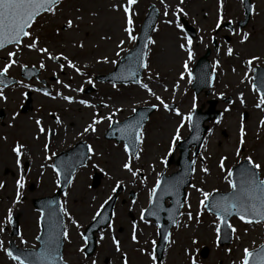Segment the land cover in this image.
Segmentation results:
<instances>
[{"label":"rangeland","instance_id":"obj_1","mask_svg":"<svg viewBox=\"0 0 264 264\" xmlns=\"http://www.w3.org/2000/svg\"><path fill=\"white\" fill-rule=\"evenodd\" d=\"M124 3L126 0H61L55 14L46 13L40 16L29 30L32 33L31 38L38 40V48H47V53H40L38 48L33 50L20 46L19 50L10 47L0 54L1 65L9 59L8 53L15 51L16 57L12 59L15 63L11 65L7 74L18 79L21 66L25 64L37 66L43 63L50 74L62 82L58 84L51 81L50 87L61 96L71 95L74 99V102L69 104L61 97L45 98L33 89L32 110L21 114L19 107L24 100V92L29 88L24 87V83L20 81L19 84L3 90L6 99H0V109H3L5 114L4 126H0V184L3 185L0 187V228L4 231L0 232V264H17L5 251L10 241L24 248L37 246L35 236L39 213L33 208L31 199L52 195L57 178L49 166L50 161L46 155L56 154L69 147L70 143L78 141L84 127H87L94 118L105 119L95 125V132H90L91 134L87 136L93 146L90 162L88 161V166L78 169L61 198L62 208L68 213V216L64 215L68 239H64L63 259L77 264H93V261L95 264H124L121 257L123 253L127 264H153L155 255L152 243L157 240L155 225L140 223L141 227L135 229L137 240L133 242L130 219L136 217L141 209L147 206L151 189L164 167L163 161L165 163L170 158L174 160L165 170V174L177 170L175 159L178 156L177 145L187 136V129L189 130L185 118L194 107L203 106L202 110H206L207 101L211 99L216 101V109L220 110L221 114L217 120L207 122L208 132L193 167L192 185L186 190L185 207L189 210L184 208L174 231L173 228L170 231V236L173 235L162 260L158 263L155 261V264H240L243 249H253L264 239L263 223L247 224L233 217L230 224L236 231L232 232L231 243L228 246L214 244L213 241L217 237V220L215 217L211 218L200 204L205 192L230 190L227 170L243 158H251L254 163L260 165L258 169L260 179L264 180V125L260 123L264 119V105L260 108L255 107L261 99L255 89H252V94H247L253 67L264 66V0H251L252 13L243 28L235 26V23L243 18L241 0H184L183 4L180 0H164V3H161V0H136V3L130 6L131 18L136 17L132 20V30L135 33L149 4H154L160 12L156 30L151 34V39L155 43L149 44L145 78L130 87L122 85L112 87L109 83L96 81L93 73H97L96 76H103L110 72L134 44L122 31L125 25L121 5ZM178 7L184 11L177 12L174 16L173 13ZM166 8L167 16L164 15ZM220 13L224 15L223 20L234 22L232 31L221 28L217 33L214 32L216 16ZM107 16L116 17L117 20L113 18L109 20ZM180 16H183L196 31V37L192 39L191 60L185 59L184 53L187 51L179 47L181 43L186 44V40L183 39L186 34L176 28L175 23H165L179 21L181 24ZM178 17L180 18L177 19ZM68 20H72L73 27H67ZM111 24L118 26V33L110 27ZM244 33H248L247 40H244ZM120 41L124 43L120 45ZM30 42L31 40L26 38L22 45ZM81 44L83 47L79 46ZM228 48L233 49L231 55L227 54ZM207 49H210L209 60L215 72L214 84L208 95L203 92L195 95L191 89V79L188 78L190 75L185 71V64L190 71ZM174 50L181 51L176 60L169 55ZM59 54L72 61L79 70H82V74L67 67V61L63 59L56 62L49 59V55ZM249 60H252L251 64L247 63ZM89 80L95 84L96 90L83 99L87 104L94 106L86 109L82 104V107L77 106L80 94L75 89H82L84 85H88ZM63 84H68L69 88H64ZM141 84L147 85V89L142 88ZM241 88L246 94L235 95ZM101 103L107 107L100 106ZM171 103L175 104V109L166 110L164 104ZM145 105L157 106V109L150 115L141 131L143 142L140 143L135 157L124 151L122 143L103 138V131L110 122L107 117L111 115V121L122 122L133 114V109ZM119 108L125 109L123 113L120 116L112 115ZM244 112L247 114L246 120L243 119ZM52 114L63 116V121L66 122L71 119L72 124L66 128L62 125L60 136L56 137L55 143L51 142V146L45 150L44 146L48 141L45 136L46 130L56 125L50 119ZM36 120L41 121L43 132L40 131L41 126L36 125ZM241 123L245 129L243 144L240 143L239 133ZM67 130L73 134L69 138H64ZM173 135H179L180 139L173 141L171 138ZM18 144L23 146L21 157L25 153L29 155L20 157V166L22 163H28L26 175L20 173L15 153L11 151ZM50 157L54 159V155ZM221 161L223 170L220 167ZM125 162L130 163L133 171L139 170L136 177L123 168ZM43 163L46 164L45 168L40 167ZM93 168L103 173L102 181L95 189L90 188ZM203 168H207L208 171H201ZM21 175L25 187L20 189L19 202L14 203L17 199L16 181ZM118 182L124 186V190L115 204L113 226L97 235L96 251L86 257L83 251H78L84 246L81 238L82 228L95 216L101 205L113 193L112 188L116 187ZM29 183L33 185L32 190L26 188ZM130 191L135 193L133 200L128 198ZM198 200L203 215L207 216L205 218H195L193 204L198 206ZM10 209L12 216L16 217L22 226L18 237H10L9 234L7 217ZM189 214L192 219H188ZM73 220L76 224L72 223ZM113 238L119 241V252L112 242ZM205 246L207 255L203 258L196 255V252ZM192 255L196 257L191 258Z\"/></svg>","mask_w":264,"mask_h":264},{"label":"snow or ice","instance_id":"obj_2","mask_svg":"<svg viewBox=\"0 0 264 264\" xmlns=\"http://www.w3.org/2000/svg\"><path fill=\"white\" fill-rule=\"evenodd\" d=\"M61 0H0V49H4L7 45H16V46H23L27 47L29 49H37L38 48V40L33 39L32 33L29 31V29L32 27L33 23L36 21L37 17H40L44 14H55V9L58 5H60ZM136 0H127L126 5L123 6V11L126 16V27H124V32L128 34V39L135 41L136 37L132 34V19L129 15L130 7L131 5L135 4ZM161 3H164V0H161ZM180 3L183 4L184 0H180ZM116 8V5L113 6ZM222 7V4H221ZM184 10L182 8H177L176 12L173 13L175 16L177 12H183ZM164 15H168L167 8L165 9ZM79 19V17H77ZM222 16L217 19L216 27L219 28L221 26ZM165 23H175V27L179 28L181 32H183V27L179 23V21H165ZM67 27L71 28L73 27L72 20L67 21ZM244 40H247L248 33H244ZM24 38H29L31 40L30 43L26 45H22V41ZM184 40H186V44L181 43L179 47L181 49H184L187 51L188 59L191 60L193 58V52H192V44L193 40L192 38L188 36L183 37ZM243 42V41H242ZM124 41H120V45H122ZM148 43L152 44L155 43L154 40L151 38L148 39ZM120 45H117V47H120ZM80 47H83V45H79ZM147 46V45H146ZM40 53H47L48 49L39 47L38 48ZM233 52V49L228 48L227 54L231 55ZM16 53L9 52V62L4 65L3 70H0V77H3L9 67H11L12 64L15 63L14 60L11 58L15 56ZM119 55V53H117ZM49 59L53 61H59L60 59H63L67 61V67L75 69L77 73L80 72L79 68L76 67V65L68 60L66 56H53L49 55ZM130 60L133 58L130 56ZM253 59H258L257 57H253ZM105 62H107V58L105 57ZM112 63H116L115 61H112ZM247 63L251 64L252 60H249ZM145 65L141 64L140 67H144ZM41 68L44 67V64L41 63ZM64 65H61V71L63 70ZM185 71L187 72V65L185 64ZM131 75H135L134 71H131ZM183 78V76L181 77ZM56 83L60 84L62 83L60 80H57ZM89 84L92 83L91 80L88 81ZM139 83V81H137ZM264 83V81H262ZM142 88L147 89V85L141 84ZM24 87H28V85H24ZM64 88H69L68 84H63ZM113 87H116L115 84H113ZM76 91H82V89H75ZM43 94L45 96L50 95L47 90L43 91ZM56 96H61V94L58 92ZM55 99L56 97H52ZM61 98L64 101H67L69 104L73 103L74 100L70 96H61ZM0 99H6V97L3 95V90L0 89ZM159 99V97H157ZM80 104L89 106L86 101L80 100ZM241 103H243V100H241ZM261 105H264V97H261L259 102L255 105V107L260 108ZM195 106V105H193ZM107 107V105H105ZM165 109L169 108V105L164 104ZM228 109H225L227 111ZM117 111H120L117 109ZM135 111V109H133ZM114 115V114H113ZM177 115H179V112H177ZM109 121L112 120V116L110 115L107 117ZM186 120H191V116H188L185 118ZM37 126L41 125L40 120L35 121ZM57 123H60V120L57 119ZM101 123V119L94 118L92 122L84 128V132H95L96 127L95 125ZM219 123V121H217ZM261 125H264V119L260 121ZM141 126L138 123H131L125 125L123 128H119L118 131L121 132L122 136L129 141V143H126L124 146V151L129 152L130 147H134L135 144H140L143 142V133L140 131ZM40 131L43 132L44 129L40 127ZM240 133V143H244V136H245V129L243 126V123L240 125L239 129ZM173 141L179 140V135L172 137ZM134 141V143H133ZM22 145H17L12 149V151L16 155V163L19 166L20 165V157L22 155L21 149ZM45 150H47L48 145L46 144ZM87 151L89 153L93 152V149L89 146ZM239 151V150H238ZM139 157H137L138 159ZM248 164L251 166V169H259L260 165L256 164L252 161L251 158L248 159ZM221 169L223 170V161H221L220 165ZM123 168L131 173L133 177L137 176L138 169L136 171H133L132 167L130 166L129 162H125L123 164ZM55 170V169H54ZM201 171L207 172V168L201 169ZM60 173L57 172V176H59ZM233 173L231 171L228 172V176L231 177ZM23 176L16 181L17 186V192H16V201L14 203H18L21 193L20 189L24 187L23 184ZM161 186V180L160 178H157L155 186L151 189L150 195H149V204L152 206L149 210H147L148 215H156L158 216L160 212L164 211L165 209L159 205L158 203H154L153 198L157 196V189ZM176 185L173 184L172 187L174 188ZM0 187H3L2 184H0ZM120 187L119 182L117 183L116 187L112 188V192H116L117 188ZM229 187L232 189V194L229 197H221V200L226 201L227 203L221 204L219 201L213 202L210 207L216 208L218 213L217 220L219 223L216 225L217 233L220 231L221 224L226 225L231 232H235L236 229L228 222L226 217H229L233 214L237 215L238 218L247 224H260L264 222V180H260L256 173L254 171H251L250 169H242L240 172V183L237 185L236 183L229 180ZM197 191H201L200 189H197ZM170 194V193H169ZM204 199L200 201L201 206H204L205 201L209 200V193H203ZM108 199H112L111 196L108 197ZM159 199H163V197H160ZM108 201L106 200L104 203L106 204ZM103 207V205H101ZM145 211L141 210V219H145ZM61 212H64V209L61 208ZM65 216H68L67 212H64ZM100 215L99 212L96 213V215L93 217L95 220ZM44 216V213H41V217ZM49 218V235L46 239L43 241V246L40 249V251L36 252H30L27 255L21 254V255H14L11 250H7L6 254L8 257L11 258V260L16 261L17 264H63L62 257L58 255V249H59V235L54 234L55 229L57 227V218H56V212L55 210H50L48 213ZM188 219H192L191 214H189ZM7 223H12V214L11 209L9 210L8 217H7ZM73 224H76V221H72ZM78 226V225H77ZM109 228L112 227L111 224L108 225ZM135 225H133V234H132V240L133 242H136L137 237L135 234ZM4 231L3 228H0V232ZM39 239V237H38ZM64 239H68V233L66 230H64ZM101 239H103V236H101ZM167 239V237H165ZM113 244L116 246V251H120V245L119 241L113 238ZM78 251H83V249H78ZM23 257V258H22ZM124 264H127L126 257H123ZM93 264H95V261H93ZM153 264H155V257H153ZM240 264H264V245L260 246L259 251H250L248 248L243 249V257L240 261Z\"/></svg>","mask_w":264,"mask_h":264},{"label":"water","instance_id":"obj_3","mask_svg":"<svg viewBox=\"0 0 264 264\" xmlns=\"http://www.w3.org/2000/svg\"><path fill=\"white\" fill-rule=\"evenodd\" d=\"M150 29L151 28H149V30ZM149 30L145 31V33L143 34V36H142L143 40H146L148 38ZM144 35H146V39H144ZM205 58L206 57L204 56L203 58L200 59L198 66L193 70V73H192L193 76H194L193 88L195 89L196 93H198L204 87H210L211 84H212L213 76L209 73L208 63H207ZM141 64H142V59L140 60V65ZM201 71H204V79L203 80H200V78H199V73ZM134 72H136V71H134ZM137 73L140 74V70L137 71ZM126 76L127 77H125L123 79L124 81H130V80H135L136 79L135 75H131V72H129ZM257 85L259 86V88L261 90L264 91V85L259 84V83H257ZM209 103H210V108H209V110L207 112V115H205L206 117L201 115L200 110L195 111L192 114V117H191L192 133L194 132V129L196 128V126L194 124V121H196V122L198 121V123H199V129H198V132H197V136L195 138V152H196V150H197V148H198V146H199V144H200V142L202 140L203 133L206 130V127L202 126L203 121L205 119H210V118L216 117L218 115V112L214 111V109H213L214 104H215L214 101H210ZM27 108H25L24 110H26ZM151 110L152 109H147L145 112H143V109L138 110V116H137L136 123H138L142 127L143 123L147 119L148 114L150 113ZM188 141H189V137L185 140V144H186L185 149L186 150H182V154H181L180 158L178 159V164L181 167V171L176 173V174H173V175H171L169 177H163V176L161 177V186H160V188L157 189V196L154 197V200H153L154 203H158L159 205H161L164 208L163 200L167 196V194L164 192V190L167 188L168 185L172 184V181H173V179L175 177H177L180 174H183L185 176L184 181L181 184H179L175 195L172 196V199H171L172 204L168 208H164L167 212L171 213V217H170L169 223L167 225L163 224V217L161 216V212L159 213L158 216H156V215H148V213H147V216L154 217V219L158 222V224H160V226L162 228V232H161V235H160L161 237H160L159 247H158L159 253H160V250L162 249L163 243L165 241V237H166V234H167L168 227H169V225L171 223H173L175 221L176 216L179 213V209L181 207L182 199H183V196H184L183 189L186 186V184H188V179L190 177V173H191V170H190L191 167L190 166H191L192 162L188 161V159H187V147L190 144ZM133 143H134V141H133ZM135 148H136V144L134 146V149ZM80 162L82 163V161H80ZM245 163L246 162H244V164ZM252 171H254L256 173L257 177H258L257 171L254 170V169ZM71 172H72V169L67 174L63 175L65 177L63 179L62 189H64V187L66 186L68 180L70 179ZM232 173H233L232 180L234 181V183L239 185V183H240V175L237 176L235 174L234 170L232 171ZM96 181H98V177H97ZM58 194H59V192L56 193V195L53 196L52 198L38 199V200H34L33 202H34L35 206L37 208H40L43 211V213H44V216L42 217L43 231H42V234L39 236L40 247L38 248V250H36V252L40 251V249L43 246L44 239H46L48 237V235H49L48 213H49L50 210H55L57 221H59L60 223L57 224V227L55 229V233L54 234H58L59 235L58 255L61 256V249H62V241H61V236H62V218H61V215H60V209H59L58 200H57ZM231 194H232V192L230 194H228V195H221V196L222 197H228V196H231ZM213 196L214 195H212V197ZM160 197H163V199H159ZM46 201H49V204L45 203ZM113 201H114V197L110 201V203L105 207V209L103 210V212L100 215V218H102L103 221H104L103 224L101 225L103 227L105 226V224L108 222V220L110 218V212H111V209H112ZM225 203H226L225 201L221 202L222 205L225 204ZM211 209L218 213L216 208H211ZM218 214H220V213H218ZM226 219H228V217H226ZM14 223H16V220H14ZM98 228H99V226H97V227H89L86 230L85 236L87 237V239L89 241V244H88V247H87V253H89V254L92 252V250L94 248L93 232L97 231ZM221 232H222V234H221V238L219 240V243L223 244L225 241L228 243L229 240H230V232H229V230H228L226 225L222 224ZM259 249L256 250V251H259ZM13 253H14V251H13ZM22 253L23 252H20V251L18 252L17 251V253L14 254V255H21ZM23 254H25V253H23ZM25 255H27V253ZM63 264H66V263L63 262Z\"/></svg>","mask_w":264,"mask_h":264},{"label":"bare ground","instance_id":"obj_4","mask_svg":"<svg viewBox=\"0 0 264 264\" xmlns=\"http://www.w3.org/2000/svg\"><path fill=\"white\" fill-rule=\"evenodd\" d=\"M124 5H121V7H123ZM121 7H119L120 9H121ZM104 17V16H103ZM108 17V19L109 20H111L110 18H113V20H117L116 19V17L114 18V17H111V16H107ZM105 18V17H104ZM107 20V19H106ZM110 27H112L113 28V30L116 32V33H118V26L116 25V24H111L110 25ZM124 28H122V31H123V34L125 35V32H124V30H123ZM169 55L170 56H173L174 57V59L176 60V59H178V57L181 55V51H178V50H174L173 52H171V53H169ZM182 58V57H181ZM185 59H187V57L185 56ZM238 94H240L241 96H243L244 94H246V91H245V93H244V90H243V88H241L240 90H239V92H236L235 93V95H238ZM247 94H252V92H251V90L250 89H248L247 90ZM120 111H119V114H122L123 113V111L125 110L124 108H120L119 109ZM167 127H168V125H166ZM44 166V165H43Z\"/></svg>","mask_w":264,"mask_h":264},{"label":"flooded vegetation","instance_id":"obj_5","mask_svg":"<svg viewBox=\"0 0 264 264\" xmlns=\"http://www.w3.org/2000/svg\"><path fill=\"white\" fill-rule=\"evenodd\" d=\"M1 125H3V124H1ZM69 127H71V126H69ZM66 134H68L69 136H71L73 133H72V131H70V130L68 131L67 130Z\"/></svg>","mask_w":264,"mask_h":264}]
</instances>
